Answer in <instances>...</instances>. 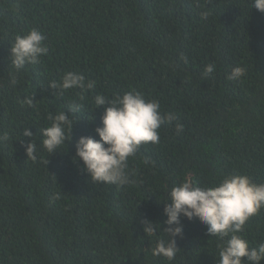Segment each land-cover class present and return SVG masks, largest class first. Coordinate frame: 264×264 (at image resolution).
Masks as SVG:
<instances>
[{
  "label": "trees",
  "instance_id": "obj_1",
  "mask_svg": "<svg viewBox=\"0 0 264 264\" xmlns=\"http://www.w3.org/2000/svg\"><path fill=\"white\" fill-rule=\"evenodd\" d=\"M251 4L0 0V264H218L222 242L195 218H180L183 237L175 238L173 260L151 250L167 239L159 227L172 187L214 186L227 175L264 184V13ZM31 29L43 33L48 53L17 71L10 46ZM208 64L215 70L206 75ZM235 67L244 75L229 80ZM67 72L95 88L81 99L79 89L48 87ZM130 90L157 100L161 114L176 120L160 127L158 144L129 158L134 183H92L71 159L76 141L98 139L104 107H96L97 94L111 99ZM27 97L34 103L22 106ZM73 104L81 111L72 117L71 139L48 154L41 136L48 116L71 115ZM30 140L35 161L25 154ZM145 157L154 164L145 165ZM145 220L159 224L156 235L144 234ZM239 235L250 247L264 243V208Z\"/></svg>",
  "mask_w": 264,
  "mask_h": 264
},
{
  "label": "clouds",
  "instance_id": "obj_2",
  "mask_svg": "<svg viewBox=\"0 0 264 264\" xmlns=\"http://www.w3.org/2000/svg\"><path fill=\"white\" fill-rule=\"evenodd\" d=\"M252 7L264 13V0H252ZM206 17V13L204 14ZM45 36L38 29H31L27 34L17 35L10 46L9 59L11 66L19 71L26 64H37L42 56L47 55L48 48L44 43ZM215 70L214 64L205 66V74ZM244 75L240 67L232 69L229 80H238ZM12 84L16 83L13 78ZM50 89H59L61 93L79 89L81 99L84 92L95 88V82L86 80L85 76L76 72H67L61 81L51 82ZM32 97L21 101L22 106L33 104ZM96 107H104L100 119V127L94 129L98 139L81 136L75 145L73 162L82 163L84 171L92 183L111 185H130L134 183L128 172V160L134 156L142 145L160 142L159 129L164 124L176 120L173 113L161 114L157 100L146 99L141 92L130 90L114 98L97 94L94 97ZM69 113L64 111L50 114V126L41 131L42 147L48 153L58 149L71 139V130L75 121L74 114L81 111V105L73 104ZM177 132L183 125L177 124ZM23 136L32 137L31 131L25 129ZM37 145L31 140L25 147L27 158L37 159ZM48 161H46L47 164ZM145 165L154 162L145 157ZM167 203L163 208L164 229L167 239H159L151 250L153 256L164 257L171 261L178 248L175 238L183 237V225L180 218L191 221L193 218L204 224L207 235L218 238L222 243L218 249V264H261L264 261V243L250 247L247 240L239 233L250 217L257 215L264 208V184L253 183L246 175H227L214 186L201 187L185 181L172 187L168 192ZM145 235L157 234V225L151 221H143Z\"/></svg>",
  "mask_w": 264,
  "mask_h": 264
}]
</instances>
